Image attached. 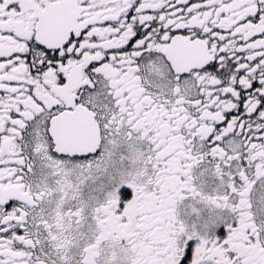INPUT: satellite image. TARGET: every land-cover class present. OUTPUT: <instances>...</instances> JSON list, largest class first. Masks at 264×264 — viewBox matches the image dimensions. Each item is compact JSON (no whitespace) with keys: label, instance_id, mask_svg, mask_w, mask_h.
Wrapping results in <instances>:
<instances>
[{"label":"snow or ice","instance_id":"snow-or-ice-1","mask_svg":"<svg viewBox=\"0 0 264 264\" xmlns=\"http://www.w3.org/2000/svg\"><path fill=\"white\" fill-rule=\"evenodd\" d=\"M0 264H264V0H0Z\"/></svg>","mask_w":264,"mask_h":264}]
</instances>
